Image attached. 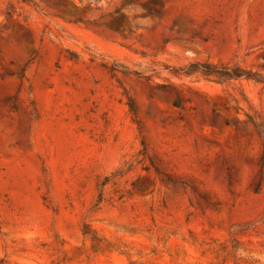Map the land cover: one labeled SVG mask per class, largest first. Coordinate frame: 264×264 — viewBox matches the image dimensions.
Instances as JSON below:
<instances>
[{"label": "rangeland", "instance_id": "1", "mask_svg": "<svg viewBox=\"0 0 264 264\" xmlns=\"http://www.w3.org/2000/svg\"><path fill=\"white\" fill-rule=\"evenodd\" d=\"M263 153L264 0H0V264H264Z\"/></svg>", "mask_w": 264, "mask_h": 264}, {"label": "trees", "instance_id": "2", "mask_svg": "<svg viewBox=\"0 0 264 264\" xmlns=\"http://www.w3.org/2000/svg\"><path fill=\"white\" fill-rule=\"evenodd\" d=\"M197 69H200L203 74L207 76L215 77L216 79H222V78H237L243 75L241 73V69L238 67L235 68H228V67H217L210 64H196ZM131 110L134 111L133 106L131 105ZM262 162L264 164V153L262 157Z\"/></svg>", "mask_w": 264, "mask_h": 264}]
</instances>
